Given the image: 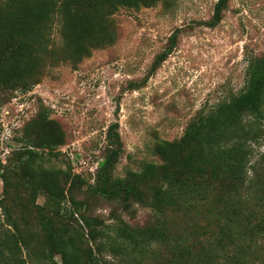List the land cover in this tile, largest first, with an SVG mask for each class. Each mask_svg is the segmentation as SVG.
<instances>
[{
	"label": "trees",
	"instance_id": "trees-1",
	"mask_svg": "<svg viewBox=\"0 0 264 264\" xmlns=\"http://www.w3.org/2000/svg\"><path fill=\"white\" fill-rule=\"evenodd\" d=\"M156 1L0 0V89L29 88L50 58L56 63L78 62L92 48L113 39L110 18L119 7L152 6ZM227 1L215 3L211 25L220 21ZM55 23L60 25L63 42L60 53L48 48ZM174 37L157 63L175 47ZM245 81L241 93L198 115L179 139L160 141L156 147L160 162H146L141 170H130L123 177L113 176L122 141L118 123L110 124L93 183L37 164L44 152L52 154L62 143L61 133L40 111L27 127L34 128V133L16 154L19 164L11 169L20 172V183L33 194L20 197L15 193L11 198L9 190L17 185L9 170L0 174L5 191V199L0 200V264H97L105 243L96 242L102 235L98 221L84 214L83 201L73 195L79 188L92 197L116 202L123 211L140 204L156 213L143 226H131L121 216L115 218L114 237L106 243L126 263L130 262L125 257L135 259L155 245H167V264H220L215 259L219 251L235 245L234 253L226 252V257L231 264H245L237 238L264 240V213L247 204L244 197L250 186L261 181L259 176L250 178L248 164L250 142L255 137L253 119H264V55L250 62ZM39 194L51 208L36 203ZM8 199L15 200V216L9 211ZM66 202L70 220L64 222L60 209ZM77 214L80 222L74 218ZM195 228L209 234L207 250L191 241ZM222 264H228L227 260Z\"/></svg>",
	"mask_w": 264,
	"mask_h": 264
},
{
	"label": "rangeland",
	"instance_id": "rangeland-1",
	"mask_svg": "<svg viewBox=\"0 0 264 264\" xmlns=\"http://www.w3.org/2000/svg\"><path fill=\"white\" fill-rule=\"evenodd\" d=\"M217 1L157 0L152 6L119 7L110 18L112 40L92 48L76 63L46 60L29 88L0 89V174L9 170L17 185L8 196L33 194L20 183V172L11 169L19 164L16 154L34 133V128L27 127L40 111L61 133L62 143L54 153L44 152L37 164L93 183L110 124L118 123L122 141L113 176L123 177L130 170H141L146 162H160L156 151L160 141L179 139L198 115L241 93L248 65L264 55V0H228L220 21L213 26L210 22ZM59 29L55 23L48 42V48L57 53L63 44ZM173 34L175 47L157 63ZM253 124L248 174L261 181L250 186L244 197L247 204L264 213V198L255 197V193L264 196V119H253ZM4 192L0 178V200ZM73 195L83 201L84 214L94 217L102 231L96 242L105 243V248L97 264H167V245H155L135 259L125 257L130 262L126 263L106 243L114 237L117 216L131 226H143L155 219L154 211L140 204L123 211L116 202L90 196L85 188ZM36 203L52 207L40 194ZM8 205L15 216V200L8 199ZM68 207L66 202L60 209L64 222L70 220L65 211ZM74 218L80 222L78 214ZM194 233H190L191 241L207 250L209 234L199 233L197 228ZM89 245L95 246L93 241ZM236 245L243 248L245 264H264V240L242 235ZM234 249L235 245L219 251L216 261L231 264L226 255Z\"/></svg>",
	"mask_w": 264,
	"mask_h": 264
}]
</instances>
